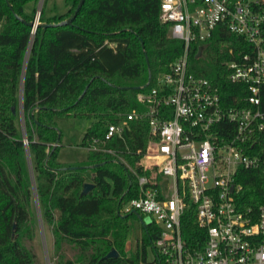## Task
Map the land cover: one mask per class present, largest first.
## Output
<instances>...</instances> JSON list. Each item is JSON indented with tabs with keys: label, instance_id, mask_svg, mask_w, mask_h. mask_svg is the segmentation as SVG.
<instances>
[{
	"label": "trees",
	"instance_id": "obj_1",
	"mask_svg": "<svg viewBox=\"0 0 264 264\" xmlns=\"http://www.w3.org/2000/svg\"><path fill=\"white\" fill-rule=\"evenodd\" d=\"M31 1L36 0H10L28 22L35 18L26 11ZM79 1L66 0L73 5L70 12L42 14L40 23L68 19ZM162 2L85 0L72 25L38 28L33 34L0 0V264H38L32 245L35 200L54 236L55 264H142L148 262L149 249L155 251L161 235L155 223L144 224L142 213L122 212L140 197L139 178L151 174L140 165L150 141L148 123L134 120L124 138H105L111 124L142 108L138 95L184 52V43L171 38L170 25L161 20ZM244 45V39L219 28L199 57L201 45L191 48L192 69L219 86L229 104L235 103L240 86L229 79L227 63ZM67 116L92 122L82 147L99 140L116 153L89 151L88 160L78 165L57 161L61 132L56 119ZM88 182L94 189L82 196ZM238 182L244 186V206L264 204L261 171L241 170ZM130 218L141 220L143 228L128 254ZM187 218L190 234H197L194 217ZM65 246L75 251L73 258ZM113 249L119 257L107 258Z\"/></svg>",
	"mask_w": 264,
	"mask_h": 264
},
{
	"label": "built area",
	"instance_id": "obj_2",
	"mask_svg": "<svg viewBox=\"0 0 264 264\" xmlns=\"http://www.w3.org/2000/svg\"><path fill=\"white\" fill-rule=\"evenodd\" d=\"M161 10L185 49L138 95L142 108L107 131L111 141L124 138L134 120L149 127L140 165L151 174L139 178L140 197L122 212L153 217L162 264H264V204L244 206L238 182L241 170L264 174V0H163ZM219 28L245 41L227 63L240 86L234 104L190 61L192 46L201 45L199 57ZM100 144L86 149L116 153ZM187 216L198 226L195 235Z\"/></svg>",
	"mask_w": 264,
	"mask_h": 264
},
{
	"label": "rangeland",
	"instance_id": "obj_3",
	"mask_svg": "<svg viewBox=\"0 0 264 264\" xmlns=\"http://www.w3.org/2000/svg\"><path fill=\"white\" fill-rule=\"evenodd\" d=\"M34 8L35 11L33 12ZM72 8L73 5L67 3L66 0H36L28 3L26 11L28 13H34L35 17L38 16L40 12V17L43 14L44 17L50 18L56 15H64L70 12ZM2 30L3 24H0V32ZM56 122L61 132V144L57 151V161L68 165L85 163L89 158V151L82 147V142L92 122L87 119L74 118L71 116L59 117L56 119ZM19 125L21 132L24 134L25 127L22 113L19 114ZM32 209L37 225L36 236L32 245L38 257V264H55L54 236L49 227L43 222L40 206L36 200L33 203ZM143 216L144 224L148 225L152 223V216L144 214ZM143 222L137 218H130L129 241L126 246L128 254H131L136 248V234L142 230ZM64 250L69 258L74 257L75 251L70 246H65ZM142 264H158L156 262L155 251L152 248H150L148 252V262Z\"/></svg>",
	"mask_w": 264,
	"mask_h": 264
},
{
	"label": "water",
	"instance_id": "obj_4",
	"mask_svg": "<svg viewBox=\"0 0 264 264\" xmlns=\"http://www.w3.org/2000/svg\"><path fill=\"white\" fill-rule=\"evenodd\" d=\"M6 2H7L8 7L10 8V10L14 12L13 5H12V3L10 2V0H6ZM84 4H85V0H80L79 3H78V5H77V7H76V9H75V11L73 12V14H72L68 19L63 20V21H61V22H57V23H40V22L38 21V20H39V17H40V14H41L40 12H39L38 16H36L32 22H28V21H26L25 19H23L21 16H19V15L16 14L15 12H14V14H15V17H16L18 20H20V21H22L23 23L28 24L30 27H32V33L35 34V32H36V30H37L38 28H49V27L57 28V27H65V26H70V25H72L73 22H74V20H75L76 17L78 16L79 12H80L81 9L83 8ZM13 112H14V114L17 113V111H16L15 108H13ZM56 146H57V145H55L54 150H55ZM75 168H76V167H73V169H75ZM93 189H94V184H93V183H90V182L86 183V184L84 185V189H83V192H82V196H86V195H88ZM134 213L137 214V212H134ZM14 235H15V234H14ZM117 257H119V253H118L115 249H113V250L107 255V258H117Z\"/></svg>",
	"mask_w": 264,
	"mask_h": 264
},
{
	"label": "crops",
	"instance_id": "obj_5",
	"mask_svg": "<svg viewBox=\"0 0 264 264\" xmlns=\"http://www.w3.org/2000/svg\"><path fill=\"white\" fill-rule=\"evenodd\" d=\"M3 26H4V24H3Z\"/></svg>",
	"mask_w": 264,
	"mask_h": 264
}]
</instances>
